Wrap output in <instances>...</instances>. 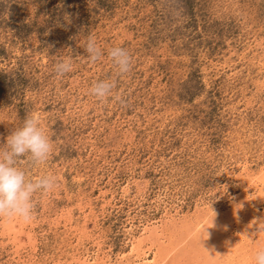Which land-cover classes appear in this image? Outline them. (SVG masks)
I'll return each mask as SVG.
<instances>
[{
  "label": "rangeland",
  "instance_id": "rangeland-1",
  "mask_svg": "<svg viewBox=\"0 0 264 264\" xmlns=\"http://www.w3.org/2000/svg\"><path fill=\"white\" fill-rule=\"evenodd\" d=\"M33 112L54 151L17 167L56 186L0 217V264H255L264 0H0V147Z\"/></svg>",
  "mask_w": 264,
  "mask_h": 264
},
{
  "label": "clouds",
  "instance_id": "clouds-1",
  "mask_svg": "<svg viewBox=\"0 0 264 264\" xmlns=\"http://www.w3.org/2000/svg\"><path fill=\"white\" fill-rule=\"evenodd\" d=\"M85 51L91 62L97 61L102 55L92 36L88 38ZM108 55L120 74H127L131 70L132 56L127 49L113 47ZM72 70L70 59H62L55 65L58 77ZM115 87V82L101 80L92 86L91 94L103 102L112 96ZM53 151V141L42 126L40 116L35 112L26 115L22 127L14 130L4 147H0V217H19L25 222L32 219L34 194L51 192L56 186V178L45 176L30 181L26 178V173L17 167V162L28 157L36 165L44 164ZM261 232H264V224L258 223L256 233ZM255 264H264V249L256 252Z\"/></svg>",
  "mask_w": 264,
  "mask_h": 264
}]
</instances>
